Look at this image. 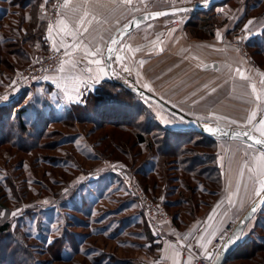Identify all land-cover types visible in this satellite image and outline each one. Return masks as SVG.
<instances>
[{"label": "rangeland", "instance_id": "374dc122", "mask_svg": "<svg viewBox=\"0 0 264 264\" xmlns=\"http://www.w3.org/2000/svg\"><path fill=\"white\" fill-rule=\"evenodd\" d=\"M240 1L234 0L230 5L235 7ZM19 3L0 0V34L12 35L20 29L25 32L31 13L41 11L40 7L23 8L26 23L21 25ZM193 14L161 19L190 17L192 21ZM208 14L217 24L225 19L216 12ZM187 27L193 36L198 35L200 30L196 33L195 27ZM258 45L263 47L264 41L259 40ZM27 48L31 57L24 65L19 66V57L10 54L17 67L12 79L0 84V110H9L5 124L0 120V229L8 225L0 232V264H141L148 236L140 209L150 225L152 218L156 222L168 216V211L173 216L177 208L168 207L167 202L178 198L182 176L187 175L182 170L185 164L178 166L174 155L159 153L164 142L158 135L166 133L164 126L181 129L189 125L145 96L138 99L139 105L126 102V109L137 111L139 107L143 112L133 124H121L126 126L102 123L103 120L94 119V113L76 110L74 105L81 102H64L60 91L45 82L46 76L65 60V49H59L64 51L62 60L40 81L19 88L24 72L51 50L56 51L42 48L36 52L30 44ZM253 49L251 56L264 66V53L254 55ZM4 52L0 44V70L8 72L11 63L4 59ZM24 109L27 112L22 128L17 112ZM155 119L162 123L161 127ZM122 120L125 119H118ZM136 125L151 128L145 135L154 143L152 150L146 144L138 145ZM201 138L195 134L189 143L181 144L178 157L206 159L204 175L215 177L217 173L210 162L211 143L207 139L199 142ZM196 167L201 169L200 164ZM191 174L195 180L187 178L199 192L195 197L209 200L211 196L203 191L217 189L218 184L195 172ZM138 192L155 204L154 217H149L146 205L140 204ZM183 217L186 218L184 214ZM254 218L247 235L256 230L254 237L260 240L264 237V212L258 211ZM47 240L53 243L47 244ZM182 248L186 251L184 245ZM187 248L190 249L188 245ZM67 256L71 259L66 260ZM231 263L264 264V249Z\"/></svg>", "mask_w": 264, "mask_h": 264}, {"label": "crops", "instance_id": "0c3cea01", "mask_svg": "<svg viewBox=\"0 0 264 264\" xmlns=\"http://www.w3.org/2000/svg\"><path fill=\"white\" fill-rule=\"evenodd\" d=\"M41 1L40 10L48 15L44 50L65 49L68 53L45 82L60 91L64 102L76 103L111 78L105 57L109 41L132 17L203 0H132L131 5L119 8L110 0H101L114 10L100 9L91 25L78 29H73L72 22H78V17L92 9L96 0H71L68 8L63 7L64 0ZM233 1L225 0L212 7V12L224 15L225 19L211 37L193 36L187 27L190 17L157 19L134 29L113 53L115 77L142 87L186 115L214 127H259L258 121L264 119V66L251 56L250 45L264 33V0L259 4L241 0L232 7ZM86 19H91V14ZM84 27H88V32L83 31ZM31 47L36 52L43 48L39 42ZM97 48L101 50L98 54ZM89 52L91 55H86ZM93 60L100 64L90 63ZM212 88L216 91L212 92ZM252 112L256 113L253 125L245 126ZM249 144L237 139H217L215 153L222 172V188L209 206L201 208L186 223L177 224L168 209V216L153 225L148 223L152 238L147 242V252L140 257L141 264H199L195 260L198 254L211 264L219 250L214 240L226 238L229 227L264 191L260 148L253 144L249 148ZM255 218L246 226L244 238ZM201 224L196 240L188 243L190 250L184 251L179 238L187 231L196 232Z\"/></svg>", "mask_w": 264, "mask_h": 264}, {"label": "trees", "instance_id": "16d2710c", "mask_svg": "<svg viewBox=\"0 0 264 264\" xmlns=\"http://www.w3.org/2000/svg\"><path fill=\"white\" fill-rule=\"evenodd\" d=\"M20 3L19 7V17H20V24H25V18L24 15L21 13V10L26 7H33L38 8L39 7V1L40 0H18ZM231 1V0H226ZM249 2H252L254 4H259L262 2V0H248ZM213 8H209L203 11H200L198 13H194V19L192 21H189L188 25L191 27H195L196 33L197 30H200L198 35L199 37L208 36L211 37L214 35V30L216 26L218 25L216 22H214L211 17L209 16V12H212ZM203 14V15H201ZM32 20L31 22L27 23L29 26V29H25V32L22 31V29L19 30V32H15L14 34H0V44L5 49L4 54H1V56L4 55V59H7V62H10V67L8 66V72H4L3 70H0V84H6L12 79L13 70L17 67V63H15V60L9 58L10 54H14L17 57H19V66L24 65L25 62H27L30 57L31 53L30 50L27 48V44L34 45L36 42H39L43 48H45V37H46V27L48 22V15L42 13L41 11L37 10L35 13H31ZM170 17V16H169ZM40 20V21H38ZM202 20V23H199V21ZM204 34H203V32ZM9 32H12V29L10 28ZM195 32V30H194ZM259 40L264 41V33L257 39H254L251 43V50L253 49L252 53L255 54H261L264 53V45L263 47L258 45ZM7 64V63H6ZM9 64V63H8ZM262 64V63H261ZM26 92V91H25ZM144 96L138 95L135 92L128 89L125 85H123L120 82V79L117 77L110 78L105 80L93 93H89L84 97L83 101L81 103H77V105H74L76 110H85L91 113H94L95 118L98 120H103L102 123L108 122L113 125L118 126H126L121 125L123 123H129L133 124V120L139 115V113H143L140 108L138 107L137 111L135 109H126V103L127 101L134 104L136 102L138 104V99L143 98ZM6 111V112H5ZM8 109H4L3 107L0 110V120L2 124H5V122L8 119ZM27 109H24L22 111H18L17 117L19 119V122L22 126V128H25L23 126V120H24V114H26ZM174 115V114H173ZM176 116V115H174ZM177 117V116H176ZM150 118V117H149ZM157 118V117H156ZM178 118V117H177ZM112 119V120H110ZM118 119H125L122 121H118ZM114 120V121H113ZM156 120V119H155ZM157 121V120H156ZM113 122V123H112ZM162 124V123H161ZM160 123H156L157 126L161 127ZM135 127L137 129L136 131V139L138 142V145L140 144H146L147 148L152 150L154 143L151 141H148L145 133L150 132V127H143V125H136ZM164 126V125H163ZM166 129V133L164 135H158L159 137H162L161 139L164 142V147L161 149L162 151H159L161 154H172L174 155V160L177 161V165L185 164L184 173L186 172V176H182L181 182H182V189L179 192L178 198L175 200H172L170 202H167L168 207L173 206L177 208V211L173 213V219L177 224H183L186 223V221L190 218H193L197 215L198 211L205 207L209 206L213 200L215 199V196L220 191V185L222 183V172L220 167L217 164L216 160V153L215 148L217 145V139L206 135L204 133L194 131L191 127L181 128V129H173L170 126H164ZM149 130V131H148ZM195 134H200L202 136L201 139L198 141H202L203 139H207L208 142L211 144L209 145L212 149L211 151V164L214 167V170L216 171L217 175L215 177H211L209 175H204L206 169L207 161L206 159L202 158H195V159H182L179 158L180 156V149H182V145H186L188 142V139L194 136ZM157 133H154V136L156 137ZM179 139L178 142L175 140ZM214 146V149H213ZM189 161V162H188ZM200 164L201 169L198 170L196 165ZM192 172L196 173L197 175L204 176L208 181L216 182L218 184L217 189H210L209 191L204 190V193L209 194L211 197L209 200L204 199H198L195 197L196 193H199L196 186H193L191 183V180L187 178V176H191L192 178ZM192 180H195V177L192 178ZM222 186V185H221ZM206 187V186H205ZM200 191V190H199ZM141 214L145 221V233L148 236L147 242L152 238L150 229L148 226V222L145 218L144 212L140 209ZM264 212V205L259 210V214H262ZM183 214L186 218L183 217ZM259 225L258 223L255 225ZM7 224L3 225L0 229L1 231H4L7 228ZM256 230H251L250 235H247L237 250L231 255V257L228 260H231L232 262L236 261L238 258L247 257L253 255L258 250L264 249V237H261L260 240L256 237H254L256 234ZM251 248V249H250ZM60 250V249H59ZM68 257V256H67ZM62 258V256H61ZM65 258V256H64ZM71 259V257H68L66 260ZM227 260V261H228Z\"/></svg>", "mask_w": 264, "mask_h": 264}, {"label": "water", "instance_id": "95a60500", "mask_svg": "<svg viewBox=\"0 0 264 264\" xmlns=\"http://www.w3.org/2000/svg\"><path fill=\"white\" fill-rule=\"evenodd\" d=\"M225 0H203L199 1L194 4H185V5H179V6H172L168 8H163L159 10H151V11H145L140 14L135 15L130 20H137L139 21L138 26H132L128 29H125V27H121L118 29L115 33V35L112 38L117 39V43H111V39L109 41L108 49L111 48L112 51H106L105 57H106V64L108 67V71L110 73L111 78L115 77L114 69L112 65V56L113 53L117 50L118 45L120 41L128 35L131 31L138 28L139 26L146 24L148 22L161 19L164 17H169L177 14H183V13H198L200 11L212 8L221 2ZM165 13L164 15L155 16V13ZM129 20V21H130ZM128 21V22H129ZM128 22L126 24H128ZM125 26V25H124ZM123 85H125L128 89L135 92L138 95L148 97L156 102H158L160 105H162L165 109H167L170 113L176 115L181 120H183L186 124H188L194 131H198L201 133H204L206 135L212 136L216 139H237L245 142L252 143V141L248 140L247 137L243 135V132L250 131L251 129H241V128H225V127H212L208 125L207 123L186 115L185 113L181 112L180 110L176 109L172 105L168 104L167 102L163 101L158 96L148 92L147 90L143 89L140 86L137 85H131L124 81H120ZM209 128L212 129V131H209ZM239 134V135H237ZM254 138H259V134L256 132L252 133ZM255 145V144H253ZM258 148L261 149L262 146L255 145ZM264 204V191L254 200V202L250 205V207L244 212V214L241 216V218L235 223L233 228L231 229L228 236L225 238L223 244L219 248L215 258L211 262V264H224L231 255L237 250L241 242L243 241L244 231L246 229V226L251 221V219L256 215V213L259 211V208ZM255 208V211L253 212L252 209ZM237 237H240L239 239H236ZM235 241L234 243H229V240Z\"/></svg>", "mask_w": 264, "mask_h": 264}, {"label": "snow or ice", "instance_id": "6c2138e0", "mask_svg": "<svg viewBox=\"0 0 264 264\" xmlns=\"http://www.w3.org/2000/svg\"><path fill=\"white\" fill-rule=\"evenodd\" d=\"M45 2H47V0H45ZM71 2V0H64V4H63V7L64 8H68V5L69 3ZM110 3L114 4L116 8H119V7H122V6H125V5H131L132 4V0H119V2L117 3V0H110ZM100 9H107L109 12L113 11L114 9H108V6L107 4L101 2V0H96V2L94 3L93 5V8L92 9H88V10H85L79 17H78V22L77 21H73L72 22V25H73V29H78L80 26L82 25H91L92 22L94 20H96V16L97 14H100L99 13V10ZM70 11H74V10H71ZM91 14V19H86V17H88L89 15ZM165 13H155V16H160V15H164ZM105 20L107 19V17L105 16L104 17ZM61 23H64L63 21H61ZM139 21L133 19V20H130L128 22V24H126L124 27L125 29H128L132 26H138L139 25ZM252 21H249V24H251ZM65 27H67V25H65ZM245 30H247V26L245 28ZM49 31H51V28H49ZM84 32H88V27H84L83 29ZM81 35H83L81 33ZM95 39V38H94ZM111 43H117V39L116 38H112L111 39ZM56 51H59V49H56ZM101 50L99 48L96 49V52L97 54L100 52ZM108 51H112L111 48L108 49ZM68 53L65 52V55H67ZM86 55H91V53H86ZM90 63H95V64H100V61L99 60H93V61H90ZM143 62H141V66H142ZM61 71H63V65L61 66ZM125 71H129V69L125 68L124 69ZM242 75V74H241ZM242 78H244L242 76ZM205 87H207V85H205ZM212 92H215L216 89L215 88H212L211 90ZM253 91H255V88H253ZM211 94V93H209ZM201 99H203V97H201ZM257 99H259V97H257ZM80 102V101H78ZM256 116V113L255 112H252L246 119V123H245V126H248V125H253V120ZM227 119V118H225ZM231 123L235 124L236 121L235 120H232L230 121ZM259 123V127H255L253 126L251 128L250 131H245L243 132V135L245 137H247L248 140L252 141L251 144L248 145L249 148L252 147V144H255V145H259V146H262L261 149H260V161L264 162V119H261L258 121ZM209 131H212L211 128H209ZM253 132H256L259 134V138H254L253 136ZM239 135V134H237ZM262 167H264V164L261 165ZM262 187H264V183H262ZM257 195H259V192H257ZM46 203V202H45ZM252 211L254 212L255 211V208L252 209ZM13 215H15V213H13ZM212 217L209 216V219H211ZM240 237H237L236 239H239ZM235 241L233 240H229V243H234ZM47 244H52L53 241L52 240H47L46 241ZM199 243V242H198ZM190 247V246H189ZM209 259H211V254H209Z\"/></svg>", "mask_w": 264, "mask_h": 264}, {"label": "built area", "instance_id": "2783aa9c", "mask_svg": "<svg viewBox=\"0 0 264 264\" xmlns=\"http://www.w3.org/2000/svg\"><path fill=\"white\" fill-rule=\"evenodd\" d=\"M262 16H264V13L262 14ZM237 42L238 41H235L234 44L237 45ZM63 54H64V51H52V50L49 53L45 54L38 64L37 63L33 64L24 72L23 77L18 83V87L22 88V87L30 86L33 83L40 81L46 73L51 71L53 68H55L60 63V61L62 60L64 56ZM138 195L140 197V201H139L140 204L146 205L145 207L147 208L149 217L151 218L154 217L153 207H155V204L149 201L148 199H145L143 196H141V193L138 192ZM154 222L155 221H153V218H152V223ZM233 226L234 225H231L229 227V231H231ZM202 227H203V224L199 226L196 232L191 233L190 231H187L181 235L179 241L180 243H182V245H184L186 251L190 250L187 248L188 243L196 240L198 236V232L199 230L202 229ZM224 240H225L224 237L217 238L214 241V244L216 245L217 248H220ZM195 260L201 264H210L208 259L203 255L196 256Z\"/></svg>", "mask_w": 264, "mask_h": 264}]
</instances>
